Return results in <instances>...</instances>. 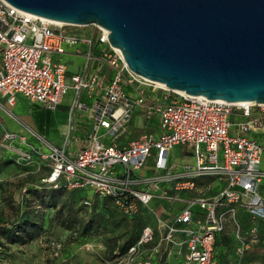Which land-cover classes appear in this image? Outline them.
Instances as JSON below:
<instances>
[{"label":"built area","instance_id":"built-area-1","mask_svg":"<svg viewBox=\"0 0 264 264\" xmlns=\"http://www.w3.org/2000/svg\"><path fill=\"white\" fill-rule=\"evenodd\" d=\"M71 26L75 25L0 0V96L13 105L16 95L22 94L54 109L71 88L70 114L88 110L92 118L87 142L75 149L73 156L69 155L71 127L61 146L42 139L47 151L31 147L47 161L49 171L42 182L53 188L94 189L98 196L113 197L116 207L128 216L136 215L141 207L151 212L155 226L142 228L138 240L128 247L124 264H151L150 259L141 257L142 247L153 242L156 232L160 238L151 251H158L163 243L184 247L183 264H212L216 235L228 219L235 221L237 209L243 208L254 220L264 219V171L260 169L264 141L248 136L251 132L264 134V105L171 90L130 70L121 51L109 44L106 28L98 24L85 25L84 30ZM64 45H76V50L67 52ZM68 53L83 57L81 70L70 75V83L67 64L61 59ZM96 90L101 91L100 96L90 106L81 101L84 91ZM134 107L142 108L147 119L158 115L160 131L118 142L127 131ZM232 117L237 119L232 121ZM108 136L111 141L105 143ZM178 144L192 148L194 163L178 166L170 162L169 151ZM152 149L153 169L137 174ZM28 158L26 152L18 154V159ZM204 176L225 184L214 195H203L197 180ZM184 192H192V196L185 199ZM154 198L182 205L176 204L172 218L165 220L150 206ZM83 203L91 201L86 198ZM248 232L254 237L257 226L252 224ZM247 247L248 242L242 241L236 252L241 255Z\"/></svg>","mask_w":264,"mask_h":264},{"label":"water","instance_id":"water-1","mask_svg":"<svg viewBox=\"0 0 264 264\" xmlns=\"http://www.w3.org/2000/svg\"><path fill=\"white\" fill-rule=\"evenodd\" d=\"M108 30L130 70L187 95L264 105V0H5Z\"/></svg>","mask_w":264,"mask_h":264},{"label":"rangeland","instance_id":"rangeland-1","mask_svg":"<svg viewBox=\"0 0 264 264\" xmlns=\"http://www.w3.org/2000/svg\"><path fill=\"white\" fill-rule=\"evenodd\" d=\"M87 27L71 26V28L80 30ZM64 46L67 52L74 53L76 50V45ZM100 47H104V45H100ZM72 53L68 55V69H73L72 61H76V58L73 57H82ZM73 97L74 92L69 88L63 97L62 103H69L70 105ZM17 98L26 101L22 94H17ZM46 109L48 108L42 106L39 111L49 113L51 122L48 132L44 129H36L32 133L37 144L42 145L41 150L43 151H47L48 148L41 137L52 142L57 137L62 139V127H65L66 130L68 119V113L63 109L57 107ZM236 119L232 117V121ZM126 127L127 131L118 142L132 136L144 138L150 133L158 134L160 131L159 116L154 115L151 119H147L143 115L142 108L134 107ZM250 136L257 138V134ZM103 141L109 143L111 137H105ZM26 151L30 158L22 160L18 159V156L12 154L7 148L0 149V220L14 222L18 216L30 211L42 221L45 231L24 244L6 243L4 247L0 248V264H124L122 260H124L126 252H121L120 246L127 236V228L126 221L122 220V216L116 213L114 217L116 220L121 219L119 226L114 227L109 223L108 228L105 230H100L86 238H79L74 228H66L61 224L59 217L55 215V208L45 206L48 199L47 193L50 190V187L42 182V178L49 171L47 161L34 152L31 147ZM192 151V148L187 144H178L169 151V160L177 165L192 164L195 162L193 155L190 154ZM154 156L155 150L152 149L151 156L148 157L145 165L137 170V174H146L153 169ZM223 183L225 184L224 180ZM94 192V189H86V193L90 198H93ZM65 196L63 195L62 198L64 199ZM149 204L163 219L169 220L174 214V206L178 203L172 204L168 200L154 198ZM179 206V204L176 205V207ZM96 211H103L100 200L97 202ZM107 215L106 217H108ZM149 216L155 226L154 215L150 212ZM133 225L134 228H139L137 221H134ZM159 238L160 235L156 232L153 241L157 242ZM164 245L170 247L169 244ZM171 248L176 251L173 253L176 261L174 264H183L184 247L177 248L174 246ZM148 249L142 252L141 257H148L151 253V250ZM160 258V264H170L165 260L162 253H160Z\"/></svg>","mask_w":264,"mask_h":264},{"label":"crops","instance_id":"crops-1","mask_svg":"<svg viewBox=\"0 0 264 264\" xmlns=\"http://www.w3.org/2000/svg\"><path fill=\"white\" fill-rule=\"evenodd\" d=\"M68 55L70 54L68 53L66 55H62L61 57L66 64L68 61ZM73 58H76V61H72L73 69H68V83H70V75L79 72L83 64L82 57ZM95 64L96 63H93V68L96 66ZM104 70L107 74H110L111 72L108 66H105ZM100 93V90H96L92 93L84 91L80 99L87 106H90L93 101L100 96ZM22 96L26 98V101L17 98L16 95L13 105L7 104L5 98L0 96V149L7 148L12 152V154L14 153L15 156H18L20 152H27L26 150H29V147L32 146L42 148L41 144H37V141L32 133L36 129H44L48 132L51 122L48 112L45 113L44 111H39V108H42V105L31 101L24 95ZM57 108L63 109L68 113L66 130L65 127L63 128L61 126L62 139L57 137L54 142H52L44 137L41 138L49 143L61 146L64 142L67 129L71 127L69 142L72 145L69 150V155L73 156L75 149L86 144L88 134L92 129V118L88 110L77 109L75 113L70 114L69 103L63 104L61 102ZM6 134H13V136L11 138H7ZM253 134H257V138H255L256 140L260 142L264 141V134L251 132L248 136ZM260 162V169L264 171V165H262V163H264V154L261 155ZM197 185L201 188V193L203 195L211 196L217 193L222 188L224 183L223 180H219L215 177L204 176L197 180ZM261 192L264 196V178L261 181ZM182 196L185 199L189 198L192 196V192H184L182 193ZM179 205L181 206L182 204ZM174 212L176 211H173V213ZM236 224L239 226V229ZM252 224L257 226V234L254 237H252L248 232ZM242 241L248 242V247L240 255L236 252V248L242 243ZM174 252H176L174 249H170V247L162 244L158 252L151 251L148 257L152 259V264H160V253H162L165 260H167L170 264H174V262H176L173 256ZM235 261H238L239 264H264V219L254 220L252 216L243 208L237 209L235 221L228 219L224 230L217 233L213 249L212 264H229L230 262Z\"/></svg>","mask_w":264,"mask_h":264},{"label":"trees","instance_id":"trees-1","mask_svg":"<svg viewBox=\"0 0 264 264\" xmlns=\"http://www.w3.org/2000/svg\"><path fill=\"white\" fill-rule=\"evenodd\" d=\"M48 186L50 190L47 193L48 199L45 206L55 208V215L59 217L61 224L66 228H74L79 238H86L100 230H105L109 223L114 227L119 226L121 219L116 220L114 218L115 214L118 213L122 216V220L126 221L127 228V236L120 246V250L127 252L128 247L138 240L145 225L154 226L149 216L150 212L145 207H141L136 215L128 216L116 207L111 196L101 197L94 193L93 198H90L85 188L67 189L64 185L59 188ZM63 195H66L64 199L62 198ZM86 198L91 201L89 205L83 203ZM98 200H100L103 211H96ZM134 221L138 222L139 228H134ZM43 231L45 229L42 221L30 211L18 216L14 222L0 220V248L4 247L6 243L24 244L38 237ZM155 244V241L145 244L142 247L143 251L149 246L148 250H151ZM148 259L151 260L152 264V259L149 257Z\"/></svg>","mask_w":264,"mask_h":264},{"label":"bare ground","instance_id":"bare-ground-1","mask_svg":"<svg viewBox=\"0 0 264 264\" xmlns=\"http://www.w3.org/2000/svg\"><path fill=\"white\" fill-rule=\"evenodd\" d=\"M56 22H58V21H56ZM58 23H62V22H58ZM118 49V48H117ZM119 50V49H118ZM160 85H162V86H165L164 84H162V83H159ZM180 92H182V93H184L183 91H180ZM246 103H253L252 101H246Z\"/></svg>","mask_w":264,"mask_h":264}]
</instances>
